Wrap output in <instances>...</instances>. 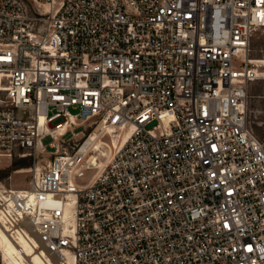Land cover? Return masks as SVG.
<instances>
[{"label":"built area","instance_id":"1","mask_svg":"<svg viewBox=\"0 0 264 264\" xmlns=\"http://www.w3.org/2000/svg\"><path fill=\"white\" fill-rule=\"evenodd\" d=\"M263 28L264 0H0V157L52 156L3 194L10 236L44 264H264Z\"/></svg>","mask_w":264,"mask_h":264},{"label":"rangeland","instance_id":"2","mask_svg":"<svg viewBox=\"0 0 264 264\" xmlns=\"http://www.w3.org/2000/svg\"><path fill=\"white\" fill-rule=\"evenodd\" d=\"M250 59L260 68V76L250 87L249 118L255 133L260 139L264 140V28L256 31L251 38ZM85 132V127H76L73 130H69L64 140L67 141L72 137L79 139ZM87 132H91V129H88ZM108 140L109 138H106V141L109 143ZM51 143H54L53 139L49 138L45 141V144L48 145L49 152H53V149L49 147ZM101 153H107L104 147ZM51 157V154H46L44 159L38 158L36 160L34 156L29 155V151L25 150H16L11 156L0 157V191L5 192L7 190L27 188L34 177L33 170L37 166L36 162L38 166H45ZM100 159L103 160L104 158L100 156ZM24 162L29 163L30 166L21 168L14 167L15 164ZM8 227L4 220L0 218V228L6 230L9 235ZM7 251L8 249L5 245L0 243V264H11L6 257Z\"/></svg>","mask_w":264,"mask_h":264},{"label":"bare ground","instance_id":"3","mask_svg":"<svg viewBox=\"0 0 264 264\" xmlns=\"http://www.w3.org/2000/svg\"><path fill=\"white\" fill-rule=\"evenodd\" d=\"M251 62L256 66L252 60ZM4 193H6V191H0V201L4 199ZM0 218H2L5 224L9 226L1 215ZM1 228L0 243L5 245V247L8 249L6 252V257L11 264H44L39 253L33 249L32 245H30L29 241L22 233H20L18 237L15 238L17 240H14L10 234H7L6 230H2ZM8 228L10 232V226Z\"/></svg>","mask_w":264,"mask_h":264},{"label":"trees","instance_id":"4","mask_svg":"<svg viewBox=\"0 0 264 264\" xmlns=\"http://www.w3.org/2000/svg\"><path fill=\"white\" fill-rule=\"evenodd\" d=\"M28 166H30V164L27 163V162H24V163H21V164L17 163V164L14 165V167H16V168L28 167Z\"/></svg>","mask_w":264,"mask_h":264}]
</instances>
